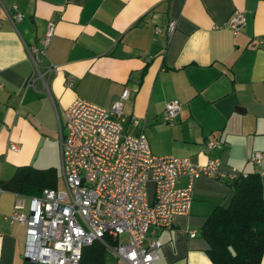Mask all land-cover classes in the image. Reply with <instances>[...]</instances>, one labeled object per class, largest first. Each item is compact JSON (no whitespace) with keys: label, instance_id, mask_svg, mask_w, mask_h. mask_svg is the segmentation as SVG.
Here are the masks:
<instances>
[{"label":"crops","instance_id":"1","mask_svg":"<svg viewBox=\"0 0 264 264\" xmlns=\"http://www.w3.org/2000/svg\"><path fill=\"white\" fill-rule=\"evenodd\" d=\"M235 10L243 24L233 33L225 23ZM14 11L21 17L13 21ZM168 20L174 21L169 34ZM49 21L54 29L44 46ZM262 36L264 0H0V180L21 165L52 166L45 164L49 149L59 146L56 118L75 97L109 107L127 88L123 129L142 131L157 155L197 162L216 157L221 172L255 171L248 156L258 150L264 199ZM30 45L38 48L36 65ZM171 98L180 105L166 123L163 107ZM207 139L215 146L206 148ZM186 179L180 176L176 185ZM230 193L226 178L196 176L188 212L173 216L169 228L147 233L160 243L153 264H211L199 229ZM17 195L0 190V264L24 262L26 226L8 218ZM102 264H117L107 247Z\"/></svg>","mask_w":264,"mask_h":264},{"label":"built area","instance_id":"2","mask_svg":"<svg viewBox=\"0 0 264 264\" xmlns=\"http://www.w3.org/2000/svg\"><path fill=\"white\" fill-rule=\"evenodd\" d=\"M11 20L21 17L19 11ZM226 26L234 33L243 24V15L235 10ZM174 28L168 20L166 32ZM54 29L49 21L43 38L45 46ZM264 44V36L258 39ZM35 65L38 48L27 46ZM52 64L49 69H55ZM35 73L40 74L35 66ZM41 75V74H40ZM31 76L27 83L33 85ZM70 85L72 78L66 77ZM46 89L49 88L44 82ZM124 88L109 107L101 106L77 96L57 115L61 173L64 187H44L39 195L18 193L9 220L26 226L23 258L35 264H79L82 251L95 241H102L117 259V264H153L158 259L160 243L148 240L151 227L169 228L172 217L188 212L191 203L192 180L199 174L232 179L238 172H221L216 157L203 162L174 154H154L142 131L130 133L123 129L122 99ZM180 102L171 98L164 103L162 120L171 123ZM137 122L134 115L130 116ZM216 141L207 139L206 148ZM9 147L17 150L16 143ZM249 159L255 171L261 173V153L253 150ZM186 176L183 185H176ZM154 183L152 201L148 199V182ZM1 190V188H0ZM125 234L126 240L119 236ZM194 235L193 230L188 231ZM113 243L105 242V237ZM105 239V240H104ZM108 241V240H106Z\"/></svg>","mask_w":264,"mask_h":264},{"label":"trees","instance_id":"3","mask_svg":"<svg viewBox=\"0 0 264 264\" xmlns=\"http://www.w3.org/2000/svg\"><path fill=\"white\" fill-rule=\"evenodd\" d=\"M231 193L225 205H216L204 220L199 234L208 244L206 256L211 264H259L264 248V199L260 174L239 172L227 179ZM53 166H18L0 188L22 195H39L44 187H56ZM108 241H106V240ZM105 242L113 241L105 237ZM105 243L95 241L82 251L79 264H102ZM23 264H35L24 260Z\"/></svg>","mask_w":264,"mask_h":264},{"label":"rangeland","instance_id":"4","mask_svg":"<svg viewBox=\"0 0 264 264\" xmlns=\"http://www.w3.org/2000/svg\"><path fill=\"white\" fill-rule=\"evenodd\" d=\"M62 113L59 112V116ZM57 120V118H56ZM56 133L59 134L58 132V123L56 124ZM47 162L45 165H52L55 167L56 170V185L59 188L64 187V182H63V177L61 173V163H60V155H59V146L57 145L55 148H50L49 151L47 152ZM37 166V164H35ZM119 239L121 240H126V235L122 234L119 236Z\"/></svg>","mask_w":264,"mask_h":264},{"label":"water","instance_id":"5","mask_svg":"<svg viewBox=\"0 0 264 264\" xmlns=\"http://www.w3.org/2000/svg\"><path fill=\"white\" fill-rule=\"evenodd\" d=\"M153 190H154V183L152 181H149L148 182V199H149V202L152 201ZM24 260L28 261V259H24Z\"/></svg>","mask_w":264,"mask_h":264}]
</instances>
